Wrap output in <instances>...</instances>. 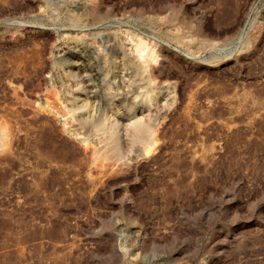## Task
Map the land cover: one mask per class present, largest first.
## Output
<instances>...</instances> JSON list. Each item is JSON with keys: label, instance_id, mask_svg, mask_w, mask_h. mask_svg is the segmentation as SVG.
Masks as SVG:
<instances>
[{"label": "rangeland", "instance_id": "obj_1", "mask_svg": "<svg viewBox=\"0 0 264 264\" xmlns=\"http://www.w3.org/2000/svg\"><path fill=\"white\" fill-rule=\"evenodd\" d=\"M0 264H264V0H0Z\"/></svg>", "mask_w": 264, "mask_h": 264}, {"label": "bare ground", "instance_id": "obj_2", "mask_svg": "<svg viewBox=\"0 0 264 264\" xmlns=\"http://www.w3.org/2000/svg\"><path fill=\"white\" fill-rule=\"evenodd\" d=\"M138 129V128H137ZM144 130H145V127L143 128ZM143 129L141 128H139V131H140V133H142V131H143ZM138 131V130H137Z\"/></svg>", "mask_w": 264, "mask_h": 264}]
</instances>
